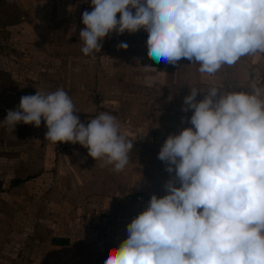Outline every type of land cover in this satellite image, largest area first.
I'll use <instances>...</instances> for the list:
<instances>
[{
    "label": "clouds",
    "instance_id": "9594fccd",
    "mask_svg": "<svg viewBox=\"0 0 264 264\" xmlns=\"http://www.w3.org/2000/svg\"><path fill=\"white\" fill-rule=\"evenodd\" d=\"M90 7L79 31L85 55L100 51L112 32L140 29L148 32L147 54L157 64L184 58L210 76L264 53V0H91ZM201 91L206 95L197 100ZM181 110H192L181 118L190 126L169 134L158 153L174 173L166 194L151 195L102 264H264V89L191 87ZM77 112L63 88L37 89L21 96L3 122L13 131L43 120L47 141L79 143L104 166L123 171L136 137L129 139L111 112L86 125Z\"/></svg>",
    "mask_w": 264,
    "mask_h": 264
},
{
    "label": "rangeland",
    "instance_id": "374dc122",
    "mask_svg": "<svg viewBox=\"0 0 264 264\" xmlns=\"http://www.w3.org/2000/svg\"><path fill=\"white\" fill-rule=\"evenodd\" d=\"M9 2L6 7L15 12L11 3L19 4V0ZM50 2L47 1L50 18L45 14L44 19H29L30 25L22 37L8 35L9 30L0 35V264H38L45 261V256L47 261L56 257L51 264H57L59 256L66 257L65 264H78L73 259L77 254L84 255V264H90L92 256L105 250L101 241L121 237L136 216L111 212L110 203L104 198L106 192L88 188L79 193V188L92 182L99 171L97 160L88 155L85 147L79 143L47 141L43 120L40 127L20 123L10 130L3 120L8 110L17 108L20 97L34 95L37 89L43 91L42 83L50 85L51 91L63 88V82L73 83L75 89L67 93L76 95L71 98L81 122L86 125L100 112H111L122 130L131 125V130L137 131L138 125L147 120L138 113L143 99L146 96L153 99L154 95L168 91L156 88L154 79L143 76L136 66L143 40L141 29L121 35L112 32L104 38L100 51L85 55L79 31L84 27L82 13L91 11V0ZM4 23L10 27L12 22ZM120 42H126L128 48L118 49ZM24 53L27 56H22ZM43 59L49 62L50 71L48 74L41 71L38 83H12L17 77L12 72L13 64H17L21 80H29L33 76L29 71L39 68ZM75 64L82 67V72L79 78L72 79ZM164 166L162 161L156 165L147 163L148 184L156 182V171ZM26 177L29 179L11 184L13 178ZM75 178L76 182L72 180ZM132 192L115 197V202L118 201L114 204L129 203L131 212H138L139 198L133 201L136 193ZM63 233L69 234V247L48 248L49 239Z\"/></svg>",
    "mask_w": 264,
    "mask_h": 264
},
{
    "label": "crops",
    "instance_id": "0c3cea01",
    "mask_svg": "<svg viewBox=\"0 0 264 264\" xmlns=\"http://www.w3.org/2000/svg\"><path fill=\"white\" fill-rule=\"evenodd\" d=\"M9 1L12 2L13 0H0V35L3 33L6 34L5 31L9 30L8 35H18V37H22L23 31L26 29L27 25H30V23L27 22L29 19L36 20L38 19L37 17H39V19H44L45 14L46 16H49L47 13V8L49 7L47 1L51 4L50 0H19V4L14 5L11 3V5H13L12 10H15V12H11L8 7H6V5L10 3ZM119 16L120 13H117V18H119ZM48 18H50V16ZM8 20L9 23L10 21L12 22L10 27L4 23ZM141 30L143 32V35L141 34V36H143V40H141L139 44V55L137 57L136 66L139 68L143 76L154 79L153 81L156 83V88L159 89L160 87H164V89H168V91L154 95L153 99H148L150 96H146L143 99L138 113L140 118L144 117L147 120L140 123L137 128L134 127L137 131L131 130V125L124 127L123 130L126 129L131 133L129 139H134L136 137L133 141V148L130 152L131 162L129 165L123 171L116 172L113 171V167L111 165L104 166L101 160H97L96 163L99 164V171L97 172L96 177L92 180V182H89L88 185L85 184L82 188H79V193H83V191L88 188H91L92 190L98 189L100 191L106 192L107 195L104 197L107 200L106 203H110L109 205L112 208L111 212L117 214L121 212V214L135 213L138 215L148 206L152 194H156L157 196H163L166 194L167 190L165 189L164 185L167 180L174 176V173H168L166 171V166H164L162 170L156 171V182H153V184H148L150 174L147 172L148 168L146 166L147 163H153L156 165L161 161L158 159V154L156 155L155 151H160L162 144L169 134L179 133L182 128L190 126L187 119H185V121L182 123L181 118H190L192 110L183 112L181 110V106L183 104L184 97L189 94L191 87L207 90L211 84L215 83L219 87H225L227 89L229 86H231L234 90L238 91H251L253 85L264 89V53L256 52L241 57L235 64L231 66L224 65L215 75L210 76L208 74H201L198 71L199 64L192 63L191 61L184 58H182L176 64H169L163 61L157 64L154 60L149 61L151 58L148 57V48L146 43L148 32L144 29ZM16 53L20 54L19 52ZM22 56L27 55L24 53ZM141 60H147V62L144 64L141 63ZM46 63L47 66H45ZM16 65L17 64H13L11 67L12 72L17 73V77L13 78L12 80L13 84L16 83L21 85V83H30V85H35L38 83L37 81L39 80L38 78L41 71L43 73L47 71V74L50 71L49 62L43 59L39 68H32L29 71V73L31 72L33 74L31 79L28 80L23 78L21 80V75L18 74ZM81 70L82 67L78 66L77 68V65L75 64L73 72L74 75L72 79L79 78L81 76ZM36 79L38 80L36 81ZM98 80L99 79L97 78L96 81ZM68 83L65 84V82H63V89L66 92L75 89L72 87L74 85L73 83H69L70 85H68ZM42 85L43 91L51 92L50 85L47 86L45 83H42ZM205 95L206 92H198L197 100L203 99ZM71 96L76 98L75 94H71ZM126 111L128 112V109ZM133 151H137L138 153L136 154ZM77 178L72 180L76 182ZM129 191H133L132 193L134 194L136 193L135 197L132 198L133 201H135L136 197L139 198V201H136L138 204H140L138 205V212H131L130 208L132 206L129 203H127L125 206L122 204H114L118 201L117 200L115 202V197H120L121 195L125 196ZM147 191L148 193H146ZM75 193L77 194V192ZM140 193L143 194L144 198L141 197ZM95 197H97L96 199L102 198H99V196H94L93 198ZM124 199H122L123 202L125 201ZM120 206H122V208H120ZM102 212L106 213L107 210ZM126 219L127 218L124 217V220ZM122 231H124V229H122ZM68 235V233H63L60 236H52L56 238H67V243L65 245H58L52 244L50 241L48 248L53 247L58 249H67L69 247ZM127 235L128 233L126 230V232L121 237L117 236L106 238L105 242L101 241L102 245L104 243L106 245L105 250L101 253L95 254V256H92L93 258L90 264H102L109 248L118 246L119 243L127 237ZM51 238L49 240H51ZM83 256L77 254L73 259L78 262V264H84L82 262ZM42 257H44V255ZM46 257L47 256H45V261H39L38 264H51V261L56 258L53 257L52 260L50 259L47 261L48 258L46 259ZM65 261L66 257L59 256L57 264H65ZM28 264L34 263L32 262Z\"/></svg>",
    "mask_w": 264,
    "mask_h": 264
},
{
    "label": "trees",
    "instance_id": "16d2710c",
    "mask_svg": "<svg viewBox=\"0 0 264 264\" xmlns=\"http://www.w3.org/2000/svg\"><path fill=\"white\" fill-rule=\"evenodd\" d=\"M149 61H153V60L151 59ZM146 62H147V60H141V63L145 64ZM27 179H29V177H26V178H13L11 180V184L14 186V185H17L20 182H23V181H25ZM51 243L52 244H58V245H65L67 243V238H63V237L55 238V237H52L51 238Z\"/></svg>",
    "mask_w": 264,
    "mask_h": 264
}]
</instances>
